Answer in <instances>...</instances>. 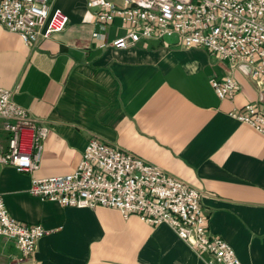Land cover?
<instances>
[{
  "label": "crops",
  "instance_id": "1",
  "mask_svg": "<svg viewBox=\"0 0 264 264\" xmlns=\"http://www.w3.org/2000/svg\"><path fill=\"white\" fill-rule=\"evenodd\" d=\"M51 3L69 21L50 38L26 45L0 25V86L13 89L14 100L49 128L35 174L72 172L91 138L117 146L201 190L210 232L243 263L264 264V134L230 115L258 101L248 66L232 69L176 37L116 49L111 41L128 29L121 18L102 23L86 0ZM228 74L240 88L233 99H220L211 79ZM6 147L2 132L0 151ZM29 186V173L0 163L9 214L48 230L20 262L16 246L2 240L0 264H210L211 256L167 224L126 218L107 206H63L33 196Z\"/></svg>",
  "mask_w": 264,
  "mask_h": 264
},
{
  "label": "built area",
  "instance_id": "2",
  "mask_svg": "<svg viewBox=\"0 0 264 264\" xmlns=\"http://www.w3.org/2000/svg\"><path fill=\"white\" fill-rule=\"evenodd\" d=\"M99 21L122 19L127 32L110 43L127 49L143 40L176 37L186 48L202 47L227 60L232 69L248 66L258 90L257 103H247L230 115L264 134V0H86ZM68 15L51 0H0V25L19 35L24 44L62 32ZM93 37H100L94 32ZM107 45L103 40L101 47ZM220 99H233L240 88L233 74L211 79ZM14 90L0 86V133L7 147L0 163L30 174L29 193L63 206H107L124 217L138 215L149 224H167L196 250L211 256L210 264H245L232 245L208 228L202 191L146 162L138 155L91 138L77 167L70 173L37 176L39 152L48 126L38 125L14 100ZM48 230L13 218L0 194V242L19 251L18 262L31 256Z\"/></svg>",
  "mask_w": 264,
  "mask_h": 264
}]
</instances>
